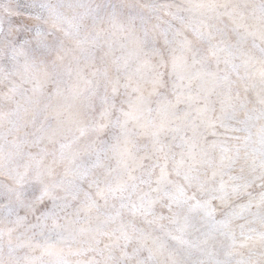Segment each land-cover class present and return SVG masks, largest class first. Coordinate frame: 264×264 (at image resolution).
<instances>
[{
    "label": "snow or ice",
    "instance_id": "obj_1",
    "mask_svg": "<svg viewBox=\"0 0 264 264\" xmlns=\"http://www.w3.org/2000/svg\"><path fill=\"white\" fill-rule=\"evenodd\" d=\"M0 264H264V0H0Z\"/></svg>",
    "mask_w": 264,
    "mask_h": 264
}]
</instances>
